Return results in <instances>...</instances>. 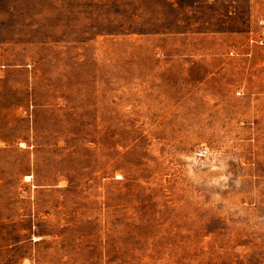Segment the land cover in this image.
<instances>
[{
  "label": "rangeland",
  "instance_id": "obj_1",
  "mask_svg": "<svg viewBox=\"0 0 264 264\" xmlns=\"http://www.w3.org/2000/svg\"><path fill=\"white\" fill-rule=\"evenodd\" d=\"M0 264H264V0H0Z\"/></svg>",
  "mask_w": 264,
  "mask_h": 264
}]
</instances>
